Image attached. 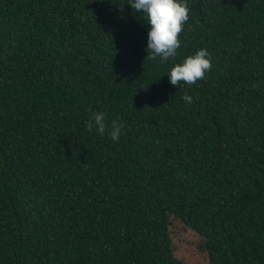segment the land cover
I'll return each instance as SVG.
<instances>
[{"label": "trees", "instance_id": "1", "mask_svg": "<svg viewBox=\"0 0 264 264\" xmlns=\"http://www.w3.org/2000/svg\"><path fill=\"white\" fill-rule=\"evenodd\" d=\"M127 2L0 0V264H264V0H189L164 62Z\"/></svg>", "mask_w": 264, "mask_h": 264}, {"label": "clouds", "instance_id": "2", "mask_svg": "<svg viewBox=\"0 0 264 264\" xmlns=\"http://www.w3.org/2000/svg\"><path fill=\"white\" fill-rule=\"evenodd\" d=\"M189 0H128L127 5L143 18L147 26L146 51L147 59L161 62L177 55L181 46L180 33L189 20ZM135 14V15H136ZM141 20V19H140ZM211 53L207 48H200L194 54L188 55L168 71L169 83L176 86L182 81L193 85L205 77L212 67ZM186 104L193 103V97L187 92L181 97ZM89 130L104 136L106 133L113 141H119L124 125L117 120L108 119L106 111L96 110L86 121Z\"/></svg>", "mask_w": 264, "mask_h": 264}, {"label": "rangeland", "instance_id": "3", "mask_svg": "<svg viewBox=\"0 0 264 264\" xmlns=\"http://www.w3.org/2000/svg\"><path fill=\"white\" fill-rule=\"evenodd\" d=\"M177 224L179 225L177 228L180 227V229H181V235H182V236H184V234H187L188 237H190L192 240H194V241H198V239H197L194 235H190V234H188V233L183 229V227L181 226L180 223H177ZM183 232H185V233H183Z\"/></svg>", "mask_w": 264, "mask_h": 264}]
</instances>
